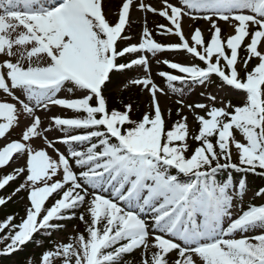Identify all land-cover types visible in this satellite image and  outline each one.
<instances>
[{"label": "snow or ice", "instance_id": "obj_1", "mask_svg": "<svg viewBox=\"0 0 264 264\" xmlns=\"http://www.w3.org/2000/svg\"><path fill=\"white\" fill-rule=\"evenodd\" d=\"M136 8L162 17L161 34L177 42H157L145 20L140 40L133 43L128 32ZM116 15L115 22L107 18L104 0H0V90L14 101H0V139L18 126L21 112L32 121L21 140L0 147V169L26 154L24 166L0 178L4 190L23 177L10 196H0V206L21 191L28 201L19 223H12L15 216L0 222V232L9 229L0 243L10 241L0 254L37 243L42 231L50 235L64 229L62 222L84 208L78 219L86 234L43 251L40 264L57 259L61 264H133L126 257L137 250L140 264H264V204L234 215L236 193L230 192V180L218 176L228 169L264 170V0H161L159 7L121 0ZM185 17L208 21V39L199 27L186 36ZM217 21L228 22L233 34L225 39ZM164 52H183L204 65L165 59L168 69L183 74L159 72L173 92L178 91L175 82L204 84L216 75L242 93L244 102L216 106L215 96L208 104L177 100L179 119L168 128L159 99L167 93L154 82L148 56ZM253 58L258 63L248 70ZM134 68L144 75L130 84L150 98L149 111L139 120L132 119V103L109 109L105 95L113 76ZM65 89L74 95L60 98ZM52 106L73 115H53L42 129L36 109ZM185 108L199 125L196 134L190 132ZM54 129L63 136L54 141L44 135L46 149L34 150L28 143ZM237 131L242 140L236 139ZM189 140L197 142L194 149ZM239 189H245L243 180ZM257 195L264 197V190Z\"/></svg>", "mask_w": 264, "mask_h": 264}, {"label": "rangeland", "instance_id": "obj_2", "mask_svg": "<svg viewBox=\"0 0 264 264\" xmlns=\"http://www.w3.org/2000/svg\"><path fill=\"white\" fill-rule=\"evenodd\" d=\"M145 3L152 4L156 7H159L161 4V0H144ZM173 3H177V0H171ZM121 0H104V11L107 15V18H109L110 21L115 22L117 20V12L120 7ZM192 15H202L201 13H196L194 10H192ZM132 21L137 22L141 25V32L142 28L145 26L144 21H147V27L152 32L154 39L157 42H160L164 45H167L169 43L177 42V38L175 36L170 35H162L161 29L157 27V25L165 24L166 21L155 14H145L141 12L138 8L133 10L131 13ZM217 25L222 29V36L226 39L228 36L233 34V28L229 26L228 22L224 21H217ZM199 27L203 33L204 37L207 40L210 33V24L208 21H205L203 19H197L193 21L192 19L185 17L183 21V30L185 32V35L188 36L191 34L192 29ZM141 38V34H140ZM139 38V40H140ZM138 40V41H139ZM136 41V42H138ZM248 40L246 38L245 43H247ZM264 43V41H262ZM150 57V73L154 80V82L163 88L167 95H160V104L162 109L165 112L166 121H167V127L171 128V123L174 121H177L179 117L176 116V110L180 107L176 103L177 100H182L185 104H196V103H209V97L215 96L216 106H222V104H227L229 101L233 105H241L244 102V95L240 93L238 90L232 89L230 86H227L221 82H215L212 78H210L209 81H206L204 84L200 83H192L191 81L185 82L181 84L180 82H176L173 86L178 90L173 92L172 89L168 87V82L163 77L159 76L160 71H166L171 74H179L176 73L175 70L167 71V66L163 61L165 59L169 60L170 62H181L185 64L186 66H200V61L198 59L192 58L189 54L183 53V52H164L162 54H158L157 59H153L151 54H148ZM240 57L242 55L240 54ZM4 59L2 56H0V60ZM258 63V60L253 58L249 61L248 64V70H251L256 64ZM238 69L241 73V75H244L245 69L243 68L241 63H238ZM135 71V77L140 78L144 73L140 68H134ZM227 71V70H226ZM183 75V74H179ZM131 85V84H130ZM133 86V85H132ZM137 87V86H133ZM121 88L117 90V92H120ZM17 95H20V93L17 91ZM60 98L64 97H71L74 95L73 93L67 92V90H63L61 93L58 94ZM75 95H79V93H75ZM22 99L24 97H21ZM149 95L147 92H143L141 97V103L143 104L144 111H149L148 104H149ZM0 101H7V102H13L11 97H8L5 93H3L2 90H0ZM171 110V117L169 118L167 116L168 110ZM197 112H200V114H203L201 110L197 109ZM36 112L38 115L41 116L42 119V129L48 128L50 125V118L53 115H59L64 118H70L72 117L73 113L71 110H65L62 108H59L58 106H52L51 110H44L42 108H37ZM183 115H187L190 125V132H194L197 126V122L193 119V113L189 112L187 108L183 110ZM31 118L25 116L22 112L20 113V119L18 122V126H14L9 133L6 134V138L0 139V147L4 146L6 143L13 141V140H21L22 133L26 129L27 126L31 124ZM173 122V123H174ZM46 135L49 140L58 141L62 136L63 133H61L58 129H54L52 131L44 132L42 136L34 138L30 140L28 143L33 147L34 150H40V149H46V141L44 140L43 136ZM236 139L242 140L241 134L237 131L235 132ZM190 143V140H189ZM191 144V143H190ZM56 147L59 148L61 152H67V146L63 145L61 143H56ZM49 152V155H54L53 151L51 149H47ZM237 154L236 150L233 148V161L236 162ZM26 161V154L19 156L17 159L14 157L13 162H10L8 166H6L3 169H0V177L2 178L4 174L12 173L14 169L17 167H21L25 165ZM259 172L264 171L261 169H257ZM23 178V177H22ZM233 187L230 188V192L233 190L235 191L236 195L234 196V199L236 201V207L233 209L234 215H238L240 213L241 208L247 209L249 205H262L264 204V197L262 196H254V192L252 190H248V186L245 185V189L243 192L239 189V184L235 181L232 183ZM248 190V191H246ZM52 202L51 198L49 201V204ZM28 204V201L26 199L21 200V207L23 208V214L21 217L25 215V208ZM84 208H80L77 210V214L79 215L80 212H83ZM87 218V216H86ZM71 223V220L64 223L65 228L61 229L60 232L55 234V242L51 250H55L56 246L62 243H69L72 242L73 238L78 236L81 233L86 234L85 229L86 225L83 223L82 227H79L78 225L70 226L67 225ZM81 228H83L81 230ZM259 231V230H258ZM257 233H248V235H254ZM127 259L132 260L133 264H140L141 261V252L137 250L134 252L131 256H128ZM32 264H40V258L31 259L30 260ZM54 264H61V261L57 259Z\"/></svg>", "mask_w": 264, "mask_h": 264}, {"label": "trees", "instance_id": "obj_3", "mask_svg": "<svg viewBox=\"0 0 264 264\" xmlns=\"http://www.w3.org/2000/svg\"><path fill=\"white\" fill-rule=\"evenodd\" d=\"M129 35L133 37L132 42L135 43L139 40L141 34V25L137 22L132 21L131 28L128 32ZM243 49V48H242ZM241 54L244 57L245 53L241 50ZM153 57V56H152ZM158 54L153 57V59H157ZM135 71L125 70L123 74H117L113 76L112 82L108 85V88L105 92V95L108 100L109 109H121L124 104L132 103L134 107V111L132 113V119L139 120L142 118L145 113L143 104L141 103V97L143 91L139 86L133 87L130 85V79L136 78ZM215 79V78H214ZM216 83L219 80H214ZM127 85V87H125ZM121 88L120 92L117 90ZM174 122V121H173ZM171 123V125L173 124ZM197 124L195 131L193 134L198 133ZM191 146L194 149L197 146V142L190 140ZM218 176L221 180H230L232 184L233 181H241L243 180L245 184H247L250 188H253L256 193L264 190V176L258 175L254 172H236L235 170L228 169L223 170L218 173ZM1 178V177H0ZM23 183V178L20 177L16 181L10 182L8 186L4 190H0V196L7 198L12 194L16 187L19 184ZM26 199V193L21 191L17 193L15 196H12V199L8 201V203L4 206H0V222L5 221L8 216H15L16 219L12 223H19L20 217L22 216L23 208L21 207V200ZM78 214H76V218L71 219V223L67 226L78 225L82 227L83 223L78 219ZM69 220L63 221L62 223H66ZM83 228H81L82 230ZM9 229H4V231L0 232V237H3ZM51 234L44 233L43 231L35 236V240L37 243H29L23 246L20 250L13 252L11 254H1L0 256V264H29L31 259L40 258L43 251L51 249L55 242V234L61 231L60 230H50ZM10 241L4 240L0 243V248L3 250L7 243ZM40 246H37V245ZM127 258V257H126Z\"/></svg>", "mask_w": 264, "mask_h": 264}]
</instances>
